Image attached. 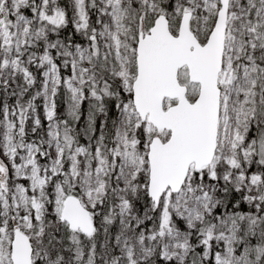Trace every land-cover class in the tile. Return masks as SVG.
<instances>
[{
  "label": "snow or ice",
  "instance_id": "1",
  "mask_svg": "<svg viewBox=\"0 0 264 264\" xmlns=\"http://www.w3.org/2000/svg\"><path fill=\"white\" fill-rule=\"evenodd\" d=\"M0 264H264V0H0Z\"/></svg>",
  "mask_w": 264,
  "mask_h": 264
}]
</instances>
